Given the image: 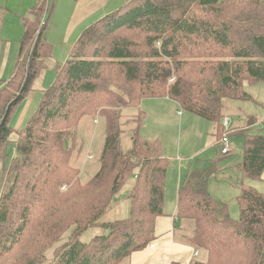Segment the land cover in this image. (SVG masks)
Here are the masks:
<instances>
[{
  "label": "trees",
  "instance_id": "16d2710c",
  "mask_svg": "<svg viewBox=\"0 0 264 264\" xmlns=\"http://www.w3.org/2000/svg\"><path fill=\"white\" fill-rule=\"evenodd\" d=\"M52 7L38 0L22 18L16 70L0 88V264L12 263L2 258L7 251L18 264H41L49 251L48 264H131L156 239L159 216H174L176 240L196 252L189 264H264V191L252 183L263 181L264 128L252 113L232 121L243 103H258L247 86L264 83V0H125L55 65L54 82L16 130L12 114L54 50L46 36ZM160 98L212 123L214 141L225 132L243 140L241 162L226 166L242 177L238 217L207 189L205 172L227 171L232 154L220 149L211 166L190 164L176 212L166 211L168 157L160 142L139 136L142 102ZM129 109L133 127L124 131ZM86 117L100 119L105 140L79 166ZM126 133L130 150L122 147ZM121 200L127 215L105 219ZM92 228L101 231L82 239Z\"/></svg>",
  "mask_w": 264,
  "mask_h": 264
},
{
  "label": "rangeland",
  "instance_id": "374dc122",
  "mask_svg": "<svg viewBox=\"0 0 264 264\" xmlns=\"http://www.w3.org/2000/svg\"><path fill=\"white\" fill-rule=\"evenodd\" d=\"M55 0H50L52 6ZM35 2V3H34ZM5 5L4 20L0 21L1 34L0 38L4 47H10V59L11 66L15 67L16 60L19 54L20 40L24 33V28L21 23V19L24 17L22 13L34 3V6L38 3V0H2ZM23 11V12H22ZM70 11V10H68ZM55 22H57L55 26ZM62 16L54 14L50 16L49 28L59 30L61 27ZM54 30V31H55ZM48 34V33H47ZM60 51L52 52V56L47 59L50 60V64L47 63V68L43 69L34 83V87L40 85L45 89L48 88L55 79V71L51 60L60 63L64 61V50L57 46ZM5 51H2L4 56ZM69 56V54H68ZM41 99V89H38ZM27 101H24L17 109L14 110L11 118V125L18 129H21L25 125V119L29 117L23 115ZM39 101L37 102L38 105ZM142 109L145 110L147 116L143 124L139 127V136L146 140L158 141L162 146L163 155L168 157L169 168L166 178L165 188V209L168 213L173 214L176 212V195L179 187V183L185 177L188 167L192 163H197V166L201 169H205L211 166L208 159H214L219 156V141L214 142L212 136L213 125L207 120H204L184 109L168 98L160 99H145L142 102ZM136 113L135 109L125 110L122 113V129L124 131L133 127V118ZM93 122V123H92ZM124 123V124H123ZM104 126L100 123V119L91 120L90 117H86L79 128L80 146H82L81 153H78L75 161L81 166L82 163L89 162L91 156L96 158L101 154L105 132ZM17 130V129H16ZM13 138L17 139V134H12ZM236 143L237 149L234 155H230L222 165L227 167L235 165L241 162L243 157V140L240 138ZM122 147L124 150H130L132 148V141L130 133H126L123 136ZM9 153H12L13 144L9 145ZM91 154V155H90ZM11 157V156H10ZM219 158V157H218ZM9 159V158H8ZM227 167L224 168L225 173L220 172H205L207 175V189L211 196L219 201V203H228V210L231 216L238 217L239 206L236 201V197L240 192L239 184L242 180L241 175L238 174V169L229 172ZM1 168V167H0ZM237 172V173H236ZM1 192V189H0ZM121 197H119V200ZM129 205L124 201H120L117 207L110 211L104 218L111 220L114 218H122L128 213ZM100 229H89L82 237L84 240L90 239L92 236L98 234ZM196 253V252H194ZM53 256L51 251L48 252L47 259L41 260V264L50 263ZM194 256V255H193ZM200 257H204L203 252L200 253ZM3 260L10 258L11 264H18L19 261L13 255L12 252L7 251L2 255Z\"/></svg>",
  "mask_w": 264,
  "mask_h": 264
},
{
  "label": "crops",
  "instance_id": "0c3cea01",
  "mask_svg": "<svg viewBox=\"0 0 264 264\" xmlns=\"http://www.w3.org/2000/svg\"><path fill=\"white\" fill-rule=\"evenodd\" d=\"M124 1L125 0H55L53 3L51 16H54V14H58L59 16H62L63 24H61L59 30L49 28V31H47L48 34L46 36L54 46L53 52L56 53V51H59L57 49V46L61 47V49L64 50L62 53L66 54L64 55L65 56L64 61L67 60L68 54L72 49V46L78 41L80 36L93 23H95L96 21L103 18L105 15L114 11L116 8L121 6L124 3ZM34 3L30 4V6L26 9V11L22 13V16L25 17L29 13V11L34 6ZM0 7H2L0 9V15H1L0 18L2 19L3 22L4 14L6 10H5V5L2 3V0H0ZM21 23H22V19H21ZM56 24L57 22H55V26ZM0 28H1V24H0ZM3 50L5 51L4 56H2ZM52 59L53 60H51V62L53 64V67H55L56 64L60 63L59 61H55L54 58ZM47 63L50 64V60ZM15 70H16V64L15 67L11 66L10 47L3 48V43H1L0 88L12 79ZM247 87L258 103H253V102L243 103L240 108V110L242 111V116L233 117L232 118L233 124L235 123L236 120H240L242 118L245 119L246 122L247 119L245 114L252 113L258 117V124H260V126L264 128V106H263L264 83L250 85ZM34 88H35L34 91L26 99L27 104L25 106V110L23 114L25 116H28L31 111L33 112L37 108V102L39 101V98H37V96H40L38 89L40 88L42 90L41 93H43V91L45 90L44 87H41L40 85L38 86V84ZM26 120L27 119H25V121ZM253 126H259V125L255 124ZM18 128L19 127H16L15 129ZM12 139H14L13 135H12ZM231 139L235 145L234 148L236 152L237 149L236 143L238 142L237 140L240 138L237 137L236 135H231ZM218 157L220 158V155ZM211 160L213 159H208V161L205 162H210ZM225 167L226 165H224V168ZM262 180L263 181H254L252 183L258 189L264 191V173L262 175ZM173 217L174 216L157 217L156 233H155L156 239L145 250L135 252L131 257V264H172L173 262H176L178 264H189L191 262L195 250L192 246L176 240Z\"/></svg>",
  "mask_w": 264,
  "mask_h": 264
},
{
  "label": "built area",
  "instance_id": "2783aa9c",
  "mask_svg": "<svg viewBox=\"0 0 264 264\" xmlns=\"http://www.w3.org/2000/svg\"><path fill=\"white\" fill-rule=\"evenodd\" d=\"M223 126L226 131H228L231 128V119L230 117H225L223 119ZM235 145L232 142V139L228 132H225L223 137L221 138L219 142V149L221 155H230L233 154L235 151Z\"/></svg>",
  "mask_w": 264,
  "mask_h": 264
},
{
  "label": "water",
  "instance_id": "95a60500",
  "mask_svg": "<svg viewBox=\"0 0 264 264\" xmlns=\"http://www.w3.org/2000/svg\"><path fill=\"white\" fill-rule=\"evenodd\" d=\"M66 145H68V142H66Z\"/></svg>",
  "mask_w": 264,
  "mask_h": 264
}]
</instances>
